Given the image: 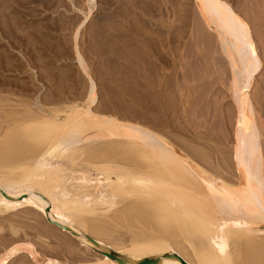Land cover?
<instances>
[{"label":"bare ground","instance_id":"obj_1","mask_svg":"<svg viewBox=\"0 0 264 264\" xmlns=\"http://www.w3.org/2000/svg\"><path fill=\"white\" fill-rule=\"evenodd\" d=\"M69 1L84 14L82 18L77 17L79 19L77 21L74 18L68 20V16L66 18L68 27L72 30L70 38L73 40L74 46H71L75 50L73 54L78 62L77 66L79 67L77 68H81L85 74L84 77L87 83L84 84L86 87L84 89L81 87L83 93H76L81 96H72L74 99H66L67 101H63V99L60 101V99H55L52 96L55 101L52 98H50L52 100L44 98V100L48 99L47 103L40 101L42 104L37 103V105H34L32 102L26 103L28 101H24V103H21L23 102L21 101L17 106L9 104L10 102L8 103L9 106H6L4 101L8 98L1 99L6 107L0 110L8 114L5 115L6 117L2 116L5 118V122L3 118H0L2 120V123H0V217L5 216V213L9 214V212L24 208L39 214L40 210L45 212L47 207L51 206L53 218L60 224L62 223L68 233L72 234L73 237H78L87 248L90 244H94V246H99L105 250L103 254L96 253L99 256V258L97 257L98 260L95 258L96 261L87 263L80 260L77 262L78 264H264V150L260 140L257 111L252 98L255 74L260 69L262 61L257 51L256 39L250 24L251 20L249 21L248 16H245L232 5L230 0H194L202 21L207 27L209 26L210 29L212 28L218 33L223 52L235 72L232 89L233 95L235 94L234 98L237 101L235 106V108L237 107L235 113L237 126L235 127L236 141L232 154L239 174L238 181L235 180V183H232L219 172L214 171V168L208 163V154L204 151L198 150L195 159L190 152L179 149L174 142L168 140L164 135L155 132L154 129L143 127V122H151L152 119L149 120L147 114L135 106L139 102L135 96L137 92L132 91L135 88L129 86L131 90H129V87H121L118 90L119 92L123 89V94H128L127 97L131 99L128 98L127 100L130 103L118 97L123 102L128 103H126L127 105L124 103L128 107V109L124 107L127 110H129V107L131 109L132 105L139 109L133 112L130 110V113L136 118H132L130 114L123 115V112H121L123 108L120 103L117 102V108L114 107L116 102L111 98H113L114 94L112 95V92L114 93L116 86L110 89L109 87L113 85L111 84L107 88L105 86L106 81L104 83L106 89H102L101 93L104 96L110 95L108 97L112 100L111 103L114 102V108L111 107L113 103L110 106L106 105L107 103L110 104V101L105 103L104 98L102 99L104 101H101L106 106L99 104V99L102 98L99 90L102 87L100 85V88H98L94 75L92 74V76L91 71L89 72V63H86L87 60L84 59L85 56H83L84 53L81 50L84 46L80 48L84 41L82 40L83 31H87L90 23L91 26L94 25L92 18L95 10L99 7V2L98 0ZM120 2H123V0H119L118 4ZM33 3H36V6H33L29 12L19 9V7ZM63 3L66 4L64 0H14L13 4L8 1V4L11 5L5 4L7 7L3 6L4 8H1L6 9L7 12L6 10L0 12V40L8 39L6 41L11 44V48L8 47L9 45L7 48H2L1 43L0 58L5 56L4 59L6 57L10 59L11 53H15L13 41L18 43L24 41V34H19L18 29L21 28V33L25 31L21 21L26 20L29 16L36 17L37 5L43 6L44 9L48 7L47 10L45 9L48 13V11H51L48 9H53V6L62 9ZM125 3L124 1L121 7ZM68 4L70 3H67L66 6ZM110 5L111 2L107 8H110ZM126 5L121 8L125 11L120 10V13L125 14L128 12L126 8L129 7ZM61 6L62 8H60ZM140 6L137 5V8ZM58 9L53 10L57 12ZM72 9L74 8L72 7L71 11ZM14 12L18 15L13 14ZM47 13L43 17L41 16L42 22L40 24L49 18ZM113 13L118 15L116 11ZM39 14L41 15V13ZM126 14L128 15V13ZM102 15H99L98 18ZM139 15H141V12ZM16 16L19 18L17 19ZM111 16L113 17V14L110 13V18H112ZM62 18L61 20L59 18L63 23L60 25H66L64 28L67 29V24L64 21L65 17L64 20ZM54 19L51 21L52 23L42 25L38 23L39 25L34 26L36 30H31L30 28L33 25H28V32L25 33V36H29L27 41L31 44L34 43L39 48L40 43L37 42L48 36V33L42 29L45 27L47 30H51L54 26H58L57 22L60 23V21L56 22ZM105 19L108 20L109 18L104 17ZM90 20L92 22L89 23ZM119 20L117 19L118 22H120ZM104 23L102 24L101 21L102 25H99L100 23L99 26L96 24L98 27L96 30H94L95 28L89 29L90 37L87 36L92 43L94 42L93 46H90L89 43L90 48H97L95 46L96 43L98 44L97 38L100 34L102 37H99V41L103 38L102 33L106 31L110 34L113 31H107L112 26L110 24V27H108V23L106 25ZM100 27L102 29L107 28V30L100 31L102 33L98 32V35L97 30ZM113 27L115 28V26ZM121 27L120 25V29H118L121 30ZM89 28L91 27L89 26ZM114 33L113 35H115ZM117 33L118 36L119 33ZM84 35L86 36L85 33ZM128 35L130 37V34ZM122 37L124 38L125 34ZM122 37L120 35L119 38ZM129 37L126 34L125 38L129 39ZM115 39L117 38H114L112 42V39L109 38L111 44H115ZM50 40H52L51 37ZM102 40L105 45V38ZM116 41L118 42V39ZM103 43L101 47H103ZM107 43L110 44L109 41ZM129 43L128 45L126 42L120 44L124 46L122 52H124L125 46L129 47ZM99 44H101V41ZM116 46H114L115 49ZM36 47L32 49L36 50ZM101 47L98 46L100 50ZM108 48L111 47L108 46ZM46 50L48 49L46 48ZM105 50H108L107 47ZM105 50L103 49L99 53L105 54L103 52ZM126 51L128 53L129 49L127 48ZM99 53L97 51V54ZM124 57L123 55L119 56V58ZM39 60H41L42 67V64L45 63L42 62V59ZM0 61V63L4 62L1 59ZM4 63L0 64L3 68ZM46 64L44 67L48 69ZM6 65L8 64L6 63ZM12 65L9 64V67ZM149 65L148 63L146 66L148 69L151 67ZM140 69L138 70L140 71ZM44 71H47L46 68ZM145 74H143L145 76L143 79H146ZM122 79L120 78V80ZM146 82L145 84L148 86L149 82ZM140 90H138V94L142 96L147 89L141 91L142 93H140ZM51 93L52 91L49 94L51 95ZM147 93H145L146 96ZM142 97L140 101L142 100L141 103L143 104ZM146 100L149 102L147 97ZM36 101L38 102V100ZM141 103L138 104L144 106ZM150 103L146 102L147 106ZM130 104L131 106H128ZM147 106H145L147 111L151 110L150 107H153V110L156 111V107L153 105ZM127 113L129 112L127 111ZM10 222L8 224L12 235H17L21 230L18 221L16 224L14 221ZM122 227L127 228V232L126 230H124L125 232L121 231ZM3 229L4 226L1 225L0 231ZM55 235H58L57 232ZM55 235L53 234V237ZM55 237L57 239L61 238V236ZM126 237H128V241L125 239ZM44 239L47 238L44 237ZM70 241H64L65 243L60 245L61 249L63 247V250L76 258L85 252L84 250L82 252L81 248L79 249L77 245L73 244L76 241L73 240V243H69ZM12 243L10 246L6 244L5 252L0 253V264H10L11 261L16 264L13 259L24 250L28 251L29 256H32L36 264H73L70 263L72 260L63 262L50 258L44 251L39 252L31 244H28L30 242L25 244H21V242ZM113 251L119 253L116 258L113 257ZM76 258H74L76 261L80 259ZM76 261L73 262L76 263Z\"/></svg>","mask_w":264,"mask_h":264},{"label":"rangeland","instance_id":"obj_2","mask_svg":"<svg viewBox=\"0 0 264 264\" xmlns=\"http://www.w3.org/2000/svg\"><path fill=\"white\" fill-rule=\"evenodd\" d=\"M8 1H11L12 4L14 2V0H7V1L0 0V10H2L0 12H3L6 10V9H1V8L5 6V4H8ZM124 1L126 2L125 4H127L129 7V8H126L128 11L126 13H128V15L126 13L125 14L120 13L121 12L120 10H122L121 8H124L125 4H123V7H121ZM135 1L139 3L136 2L137 3L136 4ZM135 1L134 0H129V1L123 0V2H120L119 3L120 5H119L118 4L119 0H116V1L115 0H98L99 7L97 10H95L94 17L92 18V20H94L93 21L94 25L91 26L92 24L90 22H92V20L88 21L90 25H88L89 24L88 23L87 31L86 30L83 31L82 40H84L83 41L84 43L82 42V40H80L82 42V44L80 42V44L82 45L80 46V48L84 46L81 50H83L84 54L83 53L82 54L83 56H85L84 59L87 60L86 63L87 64L89 63L88 65V68H90L89 72L91 71L90 72L91 75L92 74L94 75L92 76L98 83V88L102 87L99 90L100 97H102L99 99V104L101 103V105H105L103 104L104 102H102L104 101L102 100L103 98L105 99V103L110 101V104L107 103L106 105L110 106L113 103L111 107L114 106V102H116L115 105L118 102L123 108L121 110V112H123L122 114L125 116L130 114L132 118H134L135 116H133L132 113H130L131 111L132 112L136 111L137 108L142 109V111L146 113L147 116L150 118L149 120L152 119L151 122L150 121L143 122L144 123L142 124L143 127L149 128L152 130L154 129L155 132H158L164 135L168 140H171L172 142H174L178 146L179 149L190 152L192 156H194L195 159L197 158L196 152H198V150L204 151L205 153L208 154V157H209L208 163H210L212 168H214V171L219 172L226 180H229L232 183H235V180L238 181V174H239L238 170L236 169V162L232 154L235 141H236L235 127L237 126L236 118H235L236 117L235 113H236V108H237V107L235 108V106L237 105V101L234 98L235 94L233 95L234 92L232 89L235 72L233 70V67L229 59L223 52L222 43H221L218 33L216 32V30H213L211 28L213 30L212 31L210 27L209 26L207 27L204 21H202L194 0H166V1L165 0H135ZM64 2H66V4L70 3L67 5L68 7L64 3L62 4L63 8L62 6L60 7L62 9H58L55 6L52 7L54 10L58 9L59 11L56 10L58 13L55 12L51 8L48 9L51 11H48L47 13L46 10L48 7H45L46 9L45 10L43 6L40 7V5H37L38 10L35 12L36 17L34 16L32 18V16H29L28 17L29 19L27 18L26 20L21 21V24L22 26H24L25 31L21 33V30H20L21 28L18 29V31L20 32L19 34L21 35L24 34V37H25L23 38L24 41L22 43L13 41V45H14L13 48L15 49V53L14 52H13L14 54L11 53L10 59H8L7 57L5 58L8 61L3 58L5 56L3 57L1 56L2 58L0 59L3 60L4 62L6 61V63L8 64L6 65V63L2 62L4 63L3 65L6 66V67L4 66V68H7V69H4L3 66H1L2 63H0L1 64L0 66L2 67V68L0 67L1 68L0 69V100L1 99L5 100V98L6 99L8 98L7 100L4 101L6 102V106L7 105L9 106V104L17 106V104L21 101H23L21 103H24V101L25 102L28 101L26 103L32 102V104L34 103V105H37V103H41L43 101L47 103L48 99L50 98H52L54 101L55 99H60V101L63 99V101H67L68 99L69 100L74 99V97L72 96H77V95L81 96L80 94L83 93V89L86 87V85L84 84L86 82V78L84 77L85 74L82 72L81 68L79 69L77 68L79 66H77L78 62L75 58V55L73 54V52L75 51L74 47L72 48V46H74V43H73V40L70 38L72 36L71 34L72 30L71 28L69 29L68 27L66 17L67 16L69 17L68 20L70 19L72 20L74 18L75 21H77L79 20L78 19L79 16L80 18H82L84 14L81 10L79 11V9H76L74 5H72V2L70 1L68 2V0H64ZM110 2H111V5H110L111 7L107 8L109 7L108 5L110 4ZM230 2L245 16H248L247 18L249 21L251 20L250 24H251V27H252V30H253V33L256 39L257 51L262 61L260 69L255 74L256 83L254 82L252 86L253 87L252 88L253 90L252 98L254 101L255 109L257 111V117H258L257 120H258V125L260 128V140H261V144L263 145L262 147L264 150V0H230ZM106 3H109V4H106ZM131 4L133 5L131 6ZM8 5L10 6L11 4H8ZM15 5L17 6V4ZM69 5L71 6L69 7ZM137 5H141V6L137 8ZM33 6H36V3L29 4L28 6H24L21 8L19 7V9H21L22 11L25 10L26 12H29L31 11ZM6 7L7 5L5 6V8ZM72 7L74 9H72L71 11ZM108 10L111 11L110 12L111 14H113V17L111 16L113 19L110 18V13ZM113 10L116 11L118 15H116V13L114 14ZM106 11L109 16L107 15ZM140 12H141V15H139ZM147 12H149L150 14ZM39 13H41V15ZM46 13L48 14L49 18L47 20H44L42 24L52 23L51 21H53L54 18L56 22L60 21L63 16V18L65 17L64 18L65 20L63 18L62 19L66 22L68 28L67 29L64 28L66 27V25L61 26L63 24L62 21H60V23L57 22L58 26H54V28L51 30H47L44 27L42 30L48 33V36L43 37V39H41L42 41H44L47 38L43 43H41L42 41H39V42L36 41L38 44L40 43L39 48H38V46L36 47L34 43L31 44L29 41H27L29 36L28 37L27 35L25 36V33L28 32V29H29V27L27 29L28 25L30 26L33 25L32 26L33 28L31 27L30 29L36 30L34 26H37L42 22V17ZM13 14L18 15V13L16 12H14ZM13 14L12 16H14ZM120 14L122 15L121 17H120ZM99 15H102V16L98 18ZM125 15L129 17L127 18ZM104 17L107 19L109 18V19L104 20ZM16 18L18 19L19 17L16 16ZM97 18L102 19V20L98 21ZM142 18L145 22L142 20ZM117 19L118 20L120 19L119 20L120 22H118ZM95 20H97L100 24L96 22ZM124 20L125 22H123ZM101 21H102V24L106 22L104 23V25L108 23L107 24L109 25L108 27H110V24L112 26L111 28H114L113 26H115L117 30L115 28L109 29L107 26L106 27L108 28V30L107 28L102 29V27L104 26L100 27L101 30L99 28V30H97V33L104 29H106L107 31L109 30L110 31L113 30V31H111L110 34H108L109 32L106 33V31L105 33H102L103 31L100 32L103 34V38H105V42H106L105 45L102 40L103 38L100 40L101 44H99L100 43L99 39L102 36L101 34L99 35L98 33L99 36L97 40H98L99 45L96 43L97 42L96 41L95 42L96 46L95 44L94 46L97 48L95 49L94 47L90 48L91 45L93 46L94 42L92 43V41L89 38L90 37L89 29L90 30H92V28H95L94 30L98 29L97 25L98 24L102 25ZM111 21H113L114 23ZM115 23L117 24L119 23V24L115 25ZM122 23H124L125 25ZM95 25L96 27H94ZM120 25L122 26L121 30H119ZM89 26L91 28H89ZM119 31H121L122 34H120L121 32ZM117 32L121 35V37L124 34H125V37H126V34H127V37H129L128 34H130V37H129L130 40L125 37H124L125 39L123 37L119 38L120 35ZM84 33L86 34V36L84 35ZM113 33L115 35L117 33L118 36L113 35ZM112 35H113V38H112ZM50 37L52 40L49 41ZM108 37L112 39V42L114 38H117L118 42L116 41L117 39H115L114 41L115 44L113 45V43L111 44ZM6 40L8 39L0 40V44L2 43L1 45H3L1 47L7 48V46L9 45L8 47L11 48V44H8ZM106 40H108L110 44H108L107 43L108 41ZM124 40L127 43V45L129 41L130 43H129V47L125 46L124 52H122L124 46L120 44H122V42L125 43ZM89 43H90V46H89ZM102 43H103V47H101ZM117 43L121 46L122 49L119 48L120 46ZM29 44L32 45L31 48ZM98 46L101 47V50L98 48ZM108 46L111 48H108ZM114 46H116V49ZM35 47L37 48L36 49L37 51L39 50L38 51L39 53L35 49H32ZM45 47L48 50H46ZM106 47L108 50H105ZM126 47L129 49L128 53H126L127 52ZM25 48H27L28 50ZM118 48L121 50L119 51ZM103 49L105 50L103 51L105 52V54L99 53V52H102ZM40 50L41 51L43 50V51L41 52ZM140 50L142 51V53ZM97 51L100 55L97 54ZM31 53H33L34 55ZM119 53L121 54L119 55ZM143 54L145 55V57ZM36 55H39L41 58L40 57L38 58V56L36 57ZM122 55L123 57L125 55L126 56L124 58H119V56H122ZM98 57L101 59H99ZM43 58L46 60L44 61ZM39 59H42L43 63L45 64L47 63L46 66L48 65V69L47 67H44L45 64L44 65L42 64V67H41V63H40L41 60ZM140 60L146 61L147 63L142 62ZM117 61L118 63L119 62L120 63L118 64ZM10 62L12 63L14 62L13 65ZM139 62H142V63H139ZM148 63L151 65L150 69L146 67ZM9 64L12 66L9 67ZM50 66L54 70L49 68ZM13 68L15 69L13 70ZM45 68L47 70L46 72L44 71ZM138 69H140V71ZM77 72L81 73L80 74L81 76ZM143 74L146 75V79H143V77L145 78ZM139 76L140 77L142 76V78H140ZM120 78L121 79L123 78V79L120 80ZM144 81L149 82L148 83L149 87L146 86ZM104 83L107 88L108 86L113 84L114 86L113 85L110 86L109 87L110 89L115 88L116 86L115 90L113 89L114 93L112 92V95L114 94L112 96L113 98H111L114 101L112 103H111L112 100L108 97L110 95L104 96L101 93L102 89H106V87H104ZM122 83L126 85H123ZM121 84L122 86H120ZM136 85H141V86H136ZM129 86L131 88L132 87L135 88V89H132V91L135 90V92H137L135 96H136V99L139 100L138 102L139 104L142 102V100L140 101V98L142 96H144L142 97L144 101L146 100V97H147L149 102L147 100L145 102L143 101V104L142 103L141 104L144 106H140L137 103L135 104L137 108L134 105L131 106L130 104L128 106H131V109L129 107V110H127L128 107L125 105H127L128 103L123 102V101L125 100L128 101L127 100L129 98L127 97L128 94L127 93L123 94V89L120 90L119 92L118 90L121 89V87L128 88ZM38 87H39V90H38ZM130 87H129V90H131ZM230 87L231 89H229ZM70 90H73V91L70 92ZM74 90H78V91H74ZM138 90H140V93H142L144 90H145V93L147 92L148 93L151 92V93L150 94L147 93V96H146L145 93L143 92L144 95L140 96L141 94H138ZM51 91L52 93L50 95L49 93ZM79 92L80 94H76ZM106 94H107V91H106ZM137 94L139 95L138 98H137L138 96ZM46 95L47 96L50 95V96L47 97ZM52 96H54L55 99ZM118 96L121 97L123 101L120 100ZM44 98H48V99L44 100ZM130 99L131 98H129V100ZM2 100L0 102V109L3 107L4 108L6 107L3 105L5 103L2 102ZM36 100H38V102ZM128 102L130 103V101ZM146 102L147 103L151 102L150 104L156 107L155 108L156 111L153 110L154 109L153 107H150V109L153 110V112H151V110L147 111V109H145V106H147ZM150 104H148L147 107L151 106ZM114 107L117 108V105ZM124 107H127V109ZM124 111H126V113L128 111L129 113L126 114L124 113ZM3 112H4L3 110H0V118L6 117L5 115L8 114V113H3ZM4 119L5 118H3V120ZM0 123H2L1 119H0ZM206 166L209 167L208 165ZM263 179H264V176H263ZM31 212L33 211H29L28 208H24V209H19L17 211L9 212V214L5 213V216L0 217V223H1L0 226L1 225L4 226V229H3L4 231L3 230L0 231L1 232L0 233L1 234L0 235V253L5 252V249L7 248V246H10L12 242H13L12 244H16L18 242H21V244H25L27 242H30L28 244H31L39 252L41 250H42L41 252L44 251V253H46L50 258H53V259L55 258L63 262L64 261L68 262L69 260L70 261L72 260L71 262L70 261L69 262L73 264H78L77 262H79L80 260L86 263L94 262L98 260L99 253L101 254L105 253V250L103 248L99 246L96 247V245L94 246V244L92 245L90 244L89 247L87 248V246H85L84 243H81V240L78 237L76 236L73 237L72 234L68 233L66 228L63 227L64 225L62 226V223L60 224V222L56 221V219L53 218V212H52L51 206H48L45 212L40 210L39 214L36 212H33V213ZM10 221H14L15 224L18 221V226L21 228L20 232L17 234L18 236L14 234L12 235V232L9 228V224L11 223ZM126 229L125 227H122L121 231H124ZM56 232L58 235H55ZM53 234L57 237L61 236V238L57 239L55 236L53 237ZM44 237H46L47 239H44ZM128 237H126L125 239L127 240ZM68 240H71L69 243L71 242L73 243L74 241H76L73 244L77 245V248L79 249L81 248L82 252L83 250L85 251L83 253L81 252L82 255H79L80 253L78 254L79 256H77V258H80L79 260L76 257H72L71 255H69V252L63 250V247L61 249L60 245L64 244L65 243L64 241H68ZM113 253H114L113 255L114 258H116V256L119 255V253L116 251H113ZM20 255L16 256L13 259L14 262H16V264L17 263L21 264L23 262H24L23 264H36L35 261H33L32 256H29L30 254L28 253V251L26 252L24 250V252H21ZM74 258H76L77 261ZM123 258H125V256H123ZM73 261H76V263H74ZM12 262L13 261H11L10 264H15Z\"/></svg>","mask_w":264,"mask_h":264}]
</instances>
